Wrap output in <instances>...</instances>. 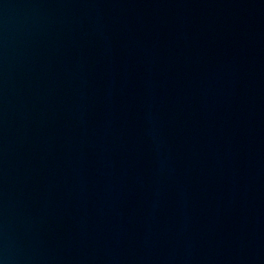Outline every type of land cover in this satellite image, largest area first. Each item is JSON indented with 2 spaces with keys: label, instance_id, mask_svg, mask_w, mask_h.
Wrapping results in <instances>:
<instances>
[{
  "label": "water",
  "instance_id": "obj_1",
  "mask_svg": "<svg viewBox=\"0 0 264 264\" xmlns=\"http://www.w3.org/2000/svg\"><path fill=\"white\" fill-rule=\"evenodd\" d=\"M0 264H264V0H0Z\"/></svg>",
  "mask_w": 264,
  "mask_h": 264
}]
</instances>
